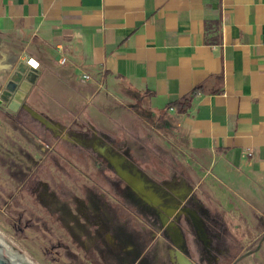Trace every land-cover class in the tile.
Returning a JSON list of instances; mask_svg holds the SVG:
<instances>
[{
	"label": "crops",
	"instance_id": "0c3cea01",
	"mask_svg": "<svg viewBox=\"0 0 264 264\" xmlns=\"http://www.w3.org/2000/svg\"><path fill=\"white\" fill-rule=\"evenodd\" d=\"M0 43L16 59L0 72L39 63L13 119L69 136L124 119L117 107L139 97L171 121L208 189L264 224V0H0Z\"/></svg>",
	"mask_w": 264,
	"mask_h": 264
},
{
	"label": "rangeland",
	"instance_id": "374dc122",
	"mask_svg": "<svg viewBox=\"0 0 264 264\" xmlns=\"http://www.w3.org/2000/svg\"><path fill=\"white\" fill-rule=\"evenodd\" d=\"M14 55L9 47L0 48V62L14 65ZM11 75L0 72V93ZM122 104L117 108L124 119L69 136L30 114L13 119L0 106V236L7 245L31 264H171L170 250L182 253L189 264H217L223 233L264 229L208 189L214 188L209 179L195 174L196 162L171 121L151 112L139 97ZM110 159L137 173L160 206L145 204L127 189ZM72 201L81 212L74 218L63 213ZM160 207L175 212L167 215ZM162 217L178 228L179 246L168 236L174 226L166 218L161 223ZM106 235L115 244L109 245ZM206 239L209 248L203 246ZM126 248L132 250L125 253Z\"/></svg>",
	"mask_w": 264,
	"mask_h": 264
},
{
	"label": "flooded vegetation",
	"instance_id": "af4514ba",
	"mask_svg": "<svg viewBox=\"0 0 264 264\" xmlns=\"http://www.w3.org/2000/svg\"><path fill=\"white\" fill-rule=\"evenodd\" d=\"M124 181V180H122ZM125 182V181H124ZM125 184L127 185V189H129L131 192L132 190L130 189L131 187L125 182ZM134 193V192H132ZM135 194V193H134ZM137 197H139L141 199L140 196H138L137 194H135ZM142 201V199H141ZM143 202V201H142ZM160 206V205H158ZM66 211H63L64 214H66V216L71 215L72 218H74L77 214H81V212L79 211V205L77 203H74V201L70 202L67 207ZM160 210L164 213H166L165 210H169L167 211V213L172 214L173 211L172 209H165L163 207H160ZM194 211L198 214H200V211L196 208H194ZM58 213V212H57ZM166 213V214H167ZM185 213H189L192 216L195 215V213L191 210L186 209ZM168 223L169 220L167 219ZM162 223V222H161ZM172 224V223H171ZM177 230L178 228L172 224ZM205 225H207L206 221H205ZM167 228V226H166ZM207 228H204V232L202 233L205 237H207L206 235V231ZM168 232V236L171 239L172 243L174 246H179L182 242V238L180 235V242L176 243L174 242L172 236L170 235L169 230L167 229ZM179 232V230H178ZM180 234V232H179ZM195 235V234H193ZM105 240L107 241V243L109 245L115 244V240L112 239L111 235H106L105 236ZM193 240V254L194 256H196V253L198 252V244H196V235L193 236L192 238ZM209 239H206L203 243V246L205 248H209ZM219 243L223 246L222 248V253H221V259L218 261L217 264H243V263H248L249 264H264V229L261 232L258 233H223L221 235V238L219 239ZM132 249L130 248H126L124 250V252H128L131 251ZM174 250V249H172ZM136 252V251H135ZM137 253V252H136ZM181 254L183 256L182 253L179 252H174V251H169L168 255L170 256L169 259L171 258L170 263L172 262L173 264H177V255ZM187 257V255H185ZM185 258V257H184ZM188 258V257H187ZM186 259V258H185ZM195 262H197L195 260ZM171 263V264H172ZM196 264V263H194Z\"/></svg>",
	"mask_w": 264,
	"mask_h": 264
},
{
	"label": "water",
	"instance_id": "95a60500",
	"mask_svg": "<svg viewBox=\"0 0 264 264\" xmlns=\"http://www.w3.org/2000/svg\"><path fill=\"white\" fill-rule=\"evenodd\" d=\"M37 75L38 71H32L27 69L25 64H20L14 70L0 93V106L4 105L8 112H15L19 108L26 111V106L23 104L24 97L30 87L35 83ZM19 93L22 94V98L19 104L16 105V101H18L17 95ZM0 264H25V258L18 251L0 240Z\"/></svg>",
	"mask_w": 264,
	"mask_h": 264
},
{
	"label": "bare ground",
	"instance_id": "6f19581e",
	"mask_svg": "<svg viewBox=\"0 0 264 264\" xmlns=\"http://www.w3.org/2000/svg\"><path fill=\"white\" fill-rule=\"evenodd\" d=\"M21 98H22V94L19 93L17 95L18 101H16V105L19 104V101L21 100ZM110 163L113 166L111 159H110ZM114 164L116 165V163H114ZM113 169H114L115 173L118 174V176L120 178L122 177L131 188H133L135 191H138V192L142 193L146 200L153 201V202H157L158 201V199L155 197L153 192H151V190L145 189L146 186H145V184L143 183L142 179L139 176L132 175V174L128 173L126 170L122 169V167H120V166L119 167L117 166L116 168L113 166ZM166 219L164 218L163 221L165 222ZM164 222H163V224H165ZM170 235L172 236L174 242H176V243L180 242V234H179L178 230L175 227H172L170 229ZM0 240L5 243V241L3 240V238L1 236H0ZM25 264H31V263L25 259ZM177 264H189V263L184 258V256H182L181 254H178L177 255Z\"/></svg>",
	"mask_w": 264,
	"mask_h": 264
},
{
	"label": "built area",
	"instance_id": "2783aa9c",
	"mask_svg": "<svg viewBox=\"0 0 264 264\" xmlns=\"http://www.w3.org/2000/svg\"><path fill=\"white\" fill-rule=\"evenodd\" d=\"M25 65L27 69H30L32 71H38L39 69V63L32 58H29L28 60H26Z\"/></svg>",
	"mask_w": 264,
	"mask_h": 264
},
{
	"label": "trees",
	"instance_id": "16d2710c",
	"mask_svg": "<svg viewBox=\"0 0 264 264\" xmlns=\"http://www.w3.org/2000/svg\"><path fill=\"white\" fill-rule=\"evenodd\" d=\"M171 107H173V105H170V106H168V108H167V109H169V108H171Z\"/></svg>",
	"mask_w": 264,
	"mask_h": 264
}]
</instances>
